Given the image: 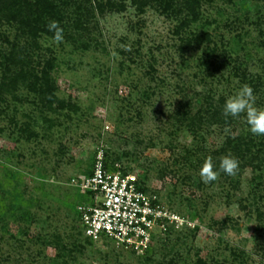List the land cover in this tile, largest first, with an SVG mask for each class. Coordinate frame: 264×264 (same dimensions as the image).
Returning <instances> with one entry per match:
<instances>
[{
  "label": "rangeland",
  "instance_id": "rangeland-1",
  "mask_svg": "<svg viewBox=\"0 0 264 264\" xmlns=\"http://www.w3.org/2000/svg\"><path fill=\"white\" fill-rule=\"evenodd\" d=\"M68 1L70 36L40 42L57 58L58 95L78 109L49 113L24 90L22 101L0 100V264H264V163L240 158L235 175L200 178L229 138L259 148L261 136L243 116L197 131L175 116L184 100L195 113L199 98L225 102L245 84L264 107V0L204 1L180 30L161 0L143 12L132 0H89L86 23L77 4L89 10L88 0ZM101 147L176 219L144 252L83 234L80 183Z\"/></svg>",
  "mask_w": 264,
  "mask_h": 264
},
{
  "label": "trees",
  "instance_id": "trees-1",
  "mask_svg": "<svg viewBox=\"0 0 264 264\" xmlns=\"http://www.w3.org/2000/svg\"><path fill=\"white\" fill-rule=\"evenodd\" d=\"M132 1L136 4L138 10L143 12L144 6L147 4V2H144L146 0ZM204 1L211 0H161L164 4V10L173 9L175 15L178 16L177 18H182L181 22L179 21L178 30L198 21L201 4ZM88 2L91 7L89 10L86 7L87 3H84L83 6L77 4V10L83 8L89 12L84 17L85 23L88 22V16L93 13L92 2L89 0ZM68 6H70L68 0H0V40H7L9 43L7 47H0V66L2 69L0 100L8 102L6 99L10 97L14 101H22L20 92L24 90L29 95H34L35 104L49 113L78 109L77 105L58 95L59 86L53 75L58 66L57 58L51 48H45L44 50L40 42L44 36H53V33L47 29V24L51 20L59 22L60 27L64 30L63 34L68 32ZM81 22L79 18L76 24L80 25ZM5 25L6 30L16 31L13 41L3 31L2 28ZM67 36L70 35L67 33ZM206 38L208 39V37ZM206 38L200 36L197 40L202 41ZM45 51H49L51 54L47 55ZM254 87L257 88V85ZM205 100L206 105H204L202 98L197 100L198 105L196 108L198 109L195 113L192 111V101L184 100V104L181 105L183 108L178 107L175 116L178 119L180 118V122L185 121L195 131L204 130L205 125L215 122H228L230 117L225 118L223 115L224 100L218 104L212 103L211 97H207ZM47 121L51 122L50 124L56 123L52 119ZM21 129L28 132V138L31 135H37L29 125ZM258 144L259 148H256L255 140L249 137L229 138L225 146L220 149V152L217 153V151L215 154L224 153L227 155L232 152L233 156L238 157V160L241 158L247 163L260 160L264 163V136H261ZM105 155L108 167L113 170L116 169L115 163L109 162L107 151ZM211 159L214 170H218L220 159H214L212 156ZM257 167H260V165ZM258 178L260 181L262 180L260 176ZM140 186L143 190L149 191L141 181ZM83 199L85 201L87 197L84 195ZM86 238L89 240V244H93L92 239ZM131 253L135 254L134 252ZM200 262L202 264V260Z\"/></svg>",
  "mask_w": 264,
  "mask_h": 264
},
{
  "label": "built area",
  "instance_id": "built-area-1",
  "mask_svg": "<svg viewBox=\"0 0 264 264\" xmlns=\"http://www.w3.org/2000/svg\"><path fill=\"white\" fill-rule=\"evenodd\" d=\"M105 153L103 147L97 150L92 173L80 183L87 197L77 208L84 235L93 241L110 239L130 252H144L155 233L167 230V221L176 219L157 195L141 188L135 174L117 163L116 169L109 168Z\"/></svg>",
  "mask_w": 264,
  "mask_h": 264
},
{
  "label": "clouds",
  "instance_id": "clouds-1",
  "mask_svg": "<svg viewBox=\"0 0 264 264\" xmlns=\"http://www.w3.org/2000/svg\"><path fill=\"white\" fill-rule=\"evenodd\" d=\"M47 29L53 33L52 43L60 44L64 42V30L60 27L58 21H49ZM223 115L225 118L243 116L252 135L264 136V107L257 106L254 91L249 85H243L235 94L226 99L223 106ZM238 168V159L230 153L220 158L218 170H214L212 159L208 157L200 169V178L203 183L209 184L218 179L220 172L233 176Z\"/></svg>",
  "mask_w": 264,
  "mask_h": 264
}]
</instances>
